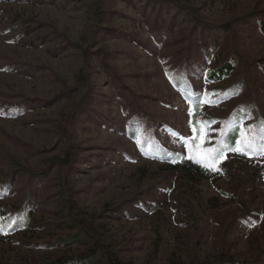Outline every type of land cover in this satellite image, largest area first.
Returning a JSON list of instances; mask_svg holds the SVG:
<instances>
[{
	"label": "rangeland",
	"instance_id": "374dc122",
	"mask_svg": "<svg viewBox=\"0 0 264 264\" xmlns=\"http://www.w3.org/2000/svg\"><path fill=\"white\" fill-rule=\"evenodd\" d=\"M95 2L0 0V188L6 186L0 205L15 212L34 195L33 228L0 240V264H43L66 253L52 247L68 233L60 223L63 179L75 192V210L127 264H264V156L228 152L215 183H188L142 149L146 119L157 137L162 134L160 146L182 155L181 162L193 150L205 155L207 144L221 135L226 142L236 128L251 138L253 126L246 127L254 125L256 112L246 106L256 105L264 118V68L237 63L219 83H207L205 72L237 52L248 61L264 58L256 19L242 20L264 10V0L190 1L203 20L232 22L226 33L201 32L185 13L146 0L107 3L99 29ZM202 36L208 50H190ZM82 48L90 52L89 80L96 86L89 111L67 125L79 160L69 170L53 167L43 179L13 177L11 159L43 170L47 160L64 156L59 124L84 91L78 80ZM189 52L196 65L186 71L181 67ZM176 73L189 74L197 103L177 89ZM133 106L140 111L133 114ZM134 130L138 135L131 138Z\"/></svg>",
	"mask_w": 264,
	"mask_h": 264
},
{
	"label": "trees",
	"instance_id": "16d2710c",
	"mask_svg": "<svg viewBox=\"0 0 264 264\" xmlns=\"http://www.w3.org/2000/svg\"><path fill=\"white\" fill-rule=\"evenodd\" d=\"M118 0H96L95 4L98 6L97 10L94 12L95 14V23H98L99 29H101V25L104 22L107 12L105 10V6L107 3H113ZM131 1V0H125ZM147 3L152 6L158 7H174L178 12L185 13V15L191 20L193 27L198 28L201 32H218L222 31L224 33L231 32L233 30V23L227 22L226 24L214 25L205 20H203L196 9H194L190 5L191 0H146ZM252 19H256L255 25L258 26L261 33L264 35V10L254 9L250 14L244 15L242 17L243 21H251ZM158 23L155 22L152 31L153 38L158 40L157 32H158ZM175 26V20H171L168 24V28L171 29ZM106 30V29H105ZM99 31V30H98ZM97 31V32H98ZM96 32V33H97ZM44 41V39L42 40ZM211 43L213 47H217L218 39L216 36L211 38ZM210 44L205 42V36H202L200 44H194L189 47L190 50H196L200 52V49L208 50ZM83 55V64L79 71L78 80L82 88L84 89L83 94L80 98L74 102V104L67 110L65 114L61 117L60 121V134L61 140L65 143L66 147L64 149L63 157H53L47 160L46 165L43 170H31L28 167L22 166L16 160L11 159L10 162L15 165L14 170L12 171V176L14 177L17 172H20L23 175H27L29 178L38 179L41 177L42 179L48 175V171H50L53 167L59 166L62 169L69 170L71 167L79 160V150L75 148L73 144L70 143V135L68 134L67 125L71 124L75 119L80 118V116L86 114L89 111L90 105L93 101V93H95V86L90 83V52L87 48H82ZM187 54V61L181 68L187 69L189 71V65H196V61H192V56L189 53ZM185 54V56H186ZM209 54V53H207ZM191 61V62H190ZM237 63H242L245 67L247 66H256L264 68V58L258 60L248 61L242 54L238 53L233 55L230 60L223 62L221 65L214 67L212 70L205 72V81L207 83H219L223 80L229 78L231 74L236 70ZM174 72H176L174 70ZM177 75V73H176ZM173 82L177 89L182 93L184 97H186L190 102L195 100L192 85V79L189 74L186 76L177 75L174 76ZM236 87H231V89H235ZM193 103V102H192ZM133 105V104H132ZM134 107V106H133ZM134 113H138L140 110L137 107H134ZM246 109L250 111L254 109L256 112V121L253 124H249L246 128L249 129L252 126L253 133L251 134V138L253 139V143L258 145L261 141H264V118L259 114L258 108L254 107L253 104L247 105ZM257 110V111H256ZM197 112H195L196 115ZM133 122H139V118L133 115L131 118ZM148 125L147 130L145 131V136L143 138L142 149L143 151L151 158L163 161L167 163L170 168L177 171L188 183H197L204 179H210L214 183L218 180V173H222L218 163L223 158V156L228 152H233V149L236 146V142L239 139L240 128H236V130L228 137V139L222 142L223 136L221 135L220 141L213 145H206V154L201 155L196 150L190 152L189 159L187 161L181 162L183 156L177 153H173L168 151L167 149L160 146L162 143V134H159L157 137L153 132V124L151 120L145 121ZM137 124V123H136ZM146 125V124H145ZM196 133H198V126L195 124ZM137 131H131L129 136L131 138H136ZM151 143L150 150H146L147 144ZM214 150V151H212ZM254 157L264 156L258 154V149L252 151L251 154ZM69 183L63 179V198L64 203L61 208V216L62 227L68 233L64 237L58 238L52 245V247H60L65 249L66 253L57 257H52L43 262V264H127L124 260L119 256V252L115 244L107 242L103 236V234L98 230V228L93 227L92 225H88L85 221L83 215L80 212L75 210V200L74 194L75 192L68 186ZM5 187L1 186L0 195H4ZM217 189L218 186H216ZM220 192L227 197H234L231 194L225 193L220 190ZM33 193H29L27 196L23 207L21 210L13 211L9 210L7 207L0 205V227H2V231H0V240H6L7 235L11 233H15L18 231H23L26 229L33 228ZM73 247H81L82 250L78 252H73ZM170 264H183L182 262H178L173 260ZM202 264H249L246 262H238V261H221V262H205Z\"/></svg>",
	"mask_w": 264,
	"mask_h": 264
},
{
	"label": "snow or ice",
	"instance_id": "6c2138e0",
	"mask_svg": "<svg viewBox=\"0 0 264 264\" xmlns=\"http://www.w3.org/2000/svg\"><path fill=\"white\" fill-rule=\"evenodd\" d=\"M192 102L193 103H197L198 100H193ZM191 114H192V112L190 110L189 115H191ZM193 131L194 132L196 131L195 127L193 128ZM201 132H203V124L201 126ZM240 135L242 137V141L241 142H236V146L233 149H231V150L238 151V152H240L241 154H244V155H250L252 151H255V150L258 149V154L259 155H264V141H261L258 145H255L253 143V139L249 138L245 132H241ZM202 138L203 137H201V139ZM212 151H214V150H212ZM0 231H2V227H0Z\"/></svg>",
	"mask_w": 264,
	"mask_h": 264
}]
</instances>
